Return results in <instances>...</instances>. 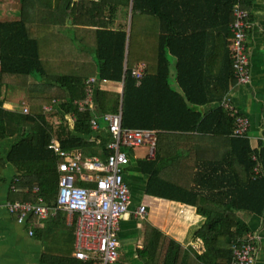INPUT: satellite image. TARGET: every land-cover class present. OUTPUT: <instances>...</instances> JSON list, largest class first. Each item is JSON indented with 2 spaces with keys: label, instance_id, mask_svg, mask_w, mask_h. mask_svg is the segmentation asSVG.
Returning a JSON list of instances; mask_svg holds the SVG:
<instances>
[{
  "label": "trees",
  "instance_id": "1",
  "mask_svg": "<svg viewBox=\"0 0 264 264\" xmlns=\"http://www.w3.org/2000/svg\"><path fill=\"white\" fill-rule=\"evenodd\" d=\"M18 1L21 3V19H0V134L2 138L14 136L21 128L30 126L28 135L9 154V161L17 168L18 174L25 180L34 177L35 188L39 190L38 196L43 198L47 206L55 207L60 179L58 165L61 160L48 149L51 140L57 139L66 152L81 150L87 154L86 150L95 145L90 140L95 134L91 124L94 111H82L74 104L75 101L86 98V80L82 77L61 76L59 80L61 88L66 89L68 94L66 101L58 108L62 116L59 126L49 124L45 114L24 115L4 108L6 76L42 79L48 76L41 39L46 27L35 34L29 23L34 11L56 10L58 14L55 19L58 21H66L68 18L72 26L100 27L99 30H84L86 39L80 40V43H87V47L94 45L97 77L101 81L125 85L123 97L119 93L110 96V92L99 91L97 100L100 114L123 112V125L129 129L155 130L159 134L175 130L197 131L231 138L232 158L240 164L243 172L230 176L220 173L217 178H213V182H218L213 184L216 187L215 200H212L215 209H207V204L198 205L201 196L194 198V194L190 193L194 192L193 189L166 180L159 179L158 184L164 191L157 193L168 197V200L196 207L197 213L205 218L201 228L194 233L205 246V252L197 256L198 262L230 264L234 258L233 244L252 234L250 226L237 213L264 215V146L260 150L251 149L247 137L249 131L244 136L235 135L237 116H233L226 105L229 101L234 104L230 93L238 85L231 25L235 21L234 8L240 1L118 0L115 5L102 0ZM131 7L132 30L129 33L127 21ZM121 8H125V25L120 29L106 26L105 16H119ZM82 14H90L95 22L80 24L79 16ZM141 18L147 19L146 39L143 40H139L134 33ZM87 35L91 36L90 39ZM145 41L150 45H157L155 55L144 51ZM212 51L218 52L219 58L222 57L223 71L216 77L207 79V66L204 63L211 58ZM151 59H155L156 70L152 71L148 65L145 78L138 81L133 76L134 68L143 62H151ZM171 59L176 62L174 82L171 79ZM198 87H201L198 93L208 87L205 96L191 97V90ZM148 88L156 92L150 94L147 92ZM208 105L215 107L205 113L196 109ZM68 115L75 119L73 128L65 121L64 117ZM6 125L14 127L10 134L6 133ZM144 164L146 162L140 163ZM154 168L157 173H161L156 165ZM78 186L96 188L94 184L78 183ZM32 188L33 185L27 186L29 190H33ZM224 189L227 190V201L222 205L224 195L221 191L224 192ZM37 199L36 196L35 203ZM207 203L210 201L207 200ZM217 204L222 206L218 207ZM163 240H166L165 236ZM167 249L164 264H180L183 255L179 243L169 240ZM147 260L153 263L155 259L147 255ZM93 262L68 258L60 263H51L43 257L45 264H94Z\"/></svg>",
  "mask_w": 264,
  "mask_h": 264
},
{
  "label": "crops",
  "instance_id": "2",
  "mask_svg": "<svg viewBox=\"0 0 264 264\" xmlns=\"http://www.w3.org/2000/svg\"><path fill=\"white\" fill-rule=\"evenodd\" d=\"M102 1L111 5L118 3V0ZM242 3L251 12L253 22V28L250 30L248 37V48L251 57V82L246 85H240L237 82L238 85L232 90L230 97L239 112L250 120V130L247 137L251 149L260 150L264 146V0H242ZM20 11L16 12L15 17L18 18L16 21L21 19ZM57 14L56 10L49 12L34 11L33 19L38 17L40 20L34 21L32 19L29 25L32 32L34 30L36 32L37 26L46 27V33L41 38L42 41L50 36L54 37L55 27L61 32L73 27L68 18H66V21L56 20ZM105 21L106 26L114 29H120L122 25H125L121 23L118 14H113L112 17L105 16ZM90 22H95L90 14L79 16L80 24ZM127 23L128 32L130 33L132 30V7ZM76 26L80 32L99 30L98 28H100ZM145 44L144 51L155 55L157 45H150L147 41H145ZM68 49L72 50L73 48L69 47ZM80 50V52L77 50L75 55L68 54L67 58H62V55H60V59L54 68L47 69L48 76L43 78L41 83L36 80L33 81L32 77L6 76L4 79L6 86L3 90L5 110L24 115L37 114L41 116L45 114L49 124L59 126L62 122V116L58 108L68 97L66 89H62L59 84L61 76L82 77L86 80L85 85L92 79L100 80L97 77V64L90 59V55H84V53H92V50ZM170 62L173 67V69L171 68V79L174 82L176 79V62L174 59H171ZM141 64H146L147 68L149 65L152 71L156 70L155 59ZM223 65L224 61L222 57L219 58V53L212 51L211 58L204 63V66H207L205 77L207 79L212 76L216 77L219 73H222ZM94 69H96V72L92 74ZM29 85L30 87L27 88ZM92 87L93 92L88 95L92 104L90 110L94 111L92 122L98 120L101 128L98 130L93 129L95 134L90 140L95 145L86 150L88 155L83 153V163L94 158L106 161L109 155V144L113 140L110 127L103 119V116L107 114L103 115L98 112L97 95H99V91L110 92V96H114L113 93H119L123 97L125 90L124 84L111 82L107 85L98 83L95 88L94 85ZM37 88H39L38 91L42 90V92L33 91ZM200 88L191 90L189 95L193 98L204 97L208 87H205V91L198 93ZM174 89L177 90L176 87ZM147 92L153 94L156 90L148 88ZM38 98H41V100L38 101ZM44 99L47 100V103ZM50 99L53 100L49 102ZM78 102L81 101H75L74 104L77 105ZM48 107L52 109L47 110ZM213 107L215 106L208 105L196 107V109L205 113ZM26 109L29 110V113L25 112ZM64 118L70 124V128H73L74 117L68 115ZM29 127L27 125L14 136L6 138H2L0 134V264H45L43 263V257L51 263L56 261L60 263L68 258H74L75 227L72 224V218L67 214L52 212L51 217L47 220L30 216L24 224H19L16 216L12 215L7 209V204H36L37 188L34 185L35 178L30 177L29 180H25L9 161L12 148L21 143L24 137L28 135ZM13 130L14 127L6 125V133L10 134ZM126 151L129 157V166L124 169L123 176L131 194V203L128 213L123 217L118 228L117 250L119 258L115 263L150 264L151 262L147 260L148 255L155 259L151 264H164L169 240H174L182 248L181 255H183V259L180 264H202L197 261V256L205 252V246L194 233L201 228L205 218L197 213L196 207L168 200L166 199L168 197L158 195L157 193L164 191L158 183L160 179L181 187H189L194 191H190L194 194V198H197L198 195L201 196L198 205L207 204V209H215L212 200H215L216 187L213 184L218 182H213V178H217L220 173L221 175L227 174L230 176L243 172L240 164L232 158L233 144L231 138H224L207 132L175 130L158 133L157 145L154 151H151L149 146L139 147L138 149L132 148ZM141 162H146V164L140 165ZM155 165L161 173L154 170ZM88 175H91V173L83 172L84 177ZM153 176H155V179H153ZM156 176H160V178H156ZM78 183L88 184L81 181V179ZM28 185H33V190L27 189ZM221 192L224 195L222 197L223 205L227 201L225 196L227 190L224 189V192ZM207 200L210 203H207ZM222 205L217 204L218 207ZM141 206L147 208V216L144 218L135 216V212ZM237 216L251 228L252 234L247 238L250 236L256 237V264H264V215L258 216L238 212ZM30 231H33V236L29 235ZM164 236L166 240H163Z\"/></svg>",
  "mask_w": 264,
  "mask_h": 264
},
{
  "label": "built area",
  "instance_id": "3",
  "mask_svg": "<svg viewBox=\"0 0 264 264\" xmlns=\"http://www.w3.org/2000/svg\"><path fill=\"white\" fill-rule=\"evenodd\" d=\"M234 8L235 21L231 25L234 34L232 52L234 55L235 76L238 84L246 85L251 82V57L248 48V37L253 28L251 12L247 10L242 0ZM147 65L140 64L133 70V76L142 81L147 72ZM107 85L108 81L92 79L86 84L87 98L78 102L80 110L90 109L92 106L90 95L97 84ZM233 116H237L235 135L244 136L250 129V120L241 115L239 109L230 101L226 103ZM51 110V107L46 108ZM29 113V110H25ZM103 119L108 123L113 140L109 144V155L106 161L99 158L86 160L83 163L81 150L64 151L56 139H52L48 149L61 160L58 165L60 174L59 190L55 208L47 206L43 198L37 193V202L7 204L8 211L15 215L19 224H24L30 216L42 220L51 217L52 212H63L72 218L75 227L74 258L94 264H113L119 258L118 228L123 217L128 213L131 194L124 181L123 171L129 166L128 149L149 146L154 151L157 144L155 130L129 129L124 127L123 112L107 114ZM95 130L100 129L98 120L92 122ZM91 173L87 177L83 172ZM81 179L84 183L94 184L96 188H82L78 186ZM15 193V192H14ZM147 208L141 206L135 216L144 218ZM33 236V231L29 232ZM256 237L250 236L234 244V258L230 264H256Z\"/></svg>",
  "mask_w": 264,
  "mask_h": 264
},
{
  "label": "rangeland",
  "instance_id": "4",
  "mask_svg": "<svg viewBox=\"0 0 264 264\" xmlns=\"http://www.w3.org/2000/svg\"><path fill=\"white\" fill-rule=\"evenodd\" d=\"M20 9H21V3L19 1H17V0H2V1H0V19H3L4 21H6V20L16 21L18 19L15 17L16 12L18 10L20 11ZM119 16H120L121 23L124 24L125 19L127 18L125 16V8L120 9ZM129 17H130V15H129ZM33 20L39 21L40 18L35 17ZM146 23H147V19L141 18L140 24L135 29L134 33H135L136 37H138L139 40L146 39V36H145V33H146L145 24ZM56 26H59V25H56ZM73 27L68 29V30H64V32H61V30H58L55 27L54 32H53L54 37L50 36L47 39H43L42 56H43V60H44L46 69H53L54 66L56 65V63H58V60L60 59V57H59L60 55H62V58H67L68 54L75 55L77 50L79 52L81 51L80 49H83V50L84 49L85 50L91 49L92 53H90V54L84 53V55H86V56L90 55V59L93 60L95 64H97L96 63V57H95V49L93 50L94 45L90 44V45H88L90 47H87V45H86L87 43L81 42L83 45H85L87 47V49L85 46L81 45L80 40L86 39V35H84L85 34L84 32H80V30H78L79 28L77 29V26H73ZM41 28L42 27L37 26V29L35 32L34 27H33L35 34H39ZM51 29L53 30V28H51ZM87 37H88V39H90L91 36L87 35ZM67 46H68V48L72 47L73 49L70 50L67 48ZM64 62H66V61H64ZM172 69H173V67H172ZM92 72H93L92 74H94L96 72V69H94ZM32 78H33V81L36 80V81H38V83H41L43 80L42 78H36V77H32ZM29 87H30V85L27 86V88H29ZM38 89L39 88L34 89L33 91H35L37 93L42 92V90L38 91ZM37 100L40 101L41 98H38ZM44 100L47 103V100L46 99H44ZM146 216H147V214H146Z\"/></svg>",
  "mask_w": 264,
  "mask_h": 264
},
{
  "label": "clouds",
  "instance_id": "5",
  "mask_svg": "<svg viewBox=\"0 0 264 264\" xmlns=\"http://www.w3.org/2000/svg\"><path fill=\"white\" fill-rule=\"evenodd\" d=\"M109 82V81H108Z\"/></svg>",
  "mask_w": 264,
  "mask_h": 264
},
{
  "label": "water",
  "instance_id": "6",
  "mask_svg": "<svg viewBox=\"0 0 264 264\" xmlns=\"http://www.w3.org/2000/svg\"><path fill=\"white\" fill-rule=\"evenodd\" d=\"M123 109V108H122Z\"/></svg>",
  "mask_w": 264,
  "mask_h": 264
}]
</instances>
